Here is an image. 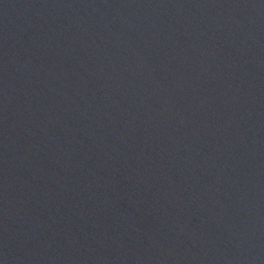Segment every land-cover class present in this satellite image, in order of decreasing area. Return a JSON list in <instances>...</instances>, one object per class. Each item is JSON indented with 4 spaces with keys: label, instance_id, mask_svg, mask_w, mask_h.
Masks as SVG:
<instances>
[{
    "label": "water",
    "instance_id": "95a60500",
    "mask_svg": "<svg viewBox=\"0 0 264 264\" xmlns=\"http://www.w3.org/2000/svg\"><path fill=\"white\" fill-rule=\"evenodd\" d=\"M0 264H264V0H0Z\"/></svg>",
    "mask_w": 264,
    "mask_h": 264
}]
</instances>
